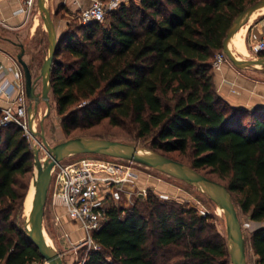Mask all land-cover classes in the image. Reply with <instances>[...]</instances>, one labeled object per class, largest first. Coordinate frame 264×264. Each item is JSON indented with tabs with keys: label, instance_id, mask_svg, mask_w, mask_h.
<instances>
[{
	"label": "trees",
	"instance_id": "obj_1",
	"mask_svg": "<svg viewBox=\"0 0 264 264\" xmlns=\"http://www.w3.org/2000/svg\"><path fill=\"white\" fill-rule=\"evenodd\" d=\"M257 1L130 0L108 10L102 23L68 24L50 88L64 134L101 121L129 123L150 148L221 182L243 214L264 223V111L231 106L213 82V61L229 28ZM33 162L22 129L0 128V263H43L11 220ZM147 203L108 207L92 234L99 248L83 264H230L226 241L210 232L208 216L152 196ZM249 242L256 263L264 264V226Z\"/></svg>",
	"mask_w": 264,
	"mask_h": 264
},
{
	"label": "rangeland",
	"instance_id": "obj_2",
	"mask_svg": "<svg viewBox=\"0 0 264 264\" xmlns=\"http://www.w3.org/2000/svg\"><path fill=\"white\" fill-rule=\"evenodd\" d=\"M34 1L35 4L31 9L25 34L22 37L25 48L23 58L30 66L33 77L39 74L40 67L48 51L46 27L37 8L36 0ZM58 1L59 0H45L47 7L51 10L55 30L59 36L66 30L68 24L81 25V23L78 13L69 12L65 8V5L63 8H59L60 4ZM128 1L130 0H124V3H128ZM56 11H58L57 14H55ZM105 24L106 22H104V25ZM248 49L250 52L245 59L256 58L257 55L253 54L249 47ZM36 90H41L40 82H38ZM49 103V112L47 111V106L44 101L39 103L34 126L37 131H40L41 127L43 128L45 138L51 146L72 137L90 136L120 140L152 149L150 148V140L137 138L133 126L129 123L114 127L109 125L107 121H101L89 129L71 131L70 135L66 136L61 126L64 116L57 113L56 103L51 91L49 92ZM79 106L80 105H76L71 109L76 110ZM26 137L30 144L31 151H33L32 145L35 141L29 134H27ZM39 140L41 142V139ZM82 155L84 154L73 156L63 161H73L82 157ZM89 155L100 159L117 161L122 165L123 172L120 176L123 178V181L113 185L112 190L114 194L108 198V207L116 206L125 210L133 207H139L140 209L148 204L147 199L149 196H152L168 204L183 206L184 208H194L198 214L208 216L206 220L212 225L210 232L226 241L225 220L221 211L214 202L200 193L195 187L134 162L97 154ZM40 157H43V160L46 158L45 149H41ZM35 173L36 169L33 163L32 171L25 179L28 185L26 196L33 182V178L35 177ZM26 196L22 199L20 198L18 214L11 219L18 228L22 229H24L29 212V207L25 204ZM238 214L247 241V264H257V256L253 253L249 239L251 233L256 228L264 226V223L252 221L248 215L243 214L239 209ZM43 227L45 236L50 239L52 246L61 254L65 264H83L87 252L90 249H95L93 243L83 240L81 229L67 217L65 209L61 205H54L52 203V192L50 187L45 205ZM226 259L230 262L229 256ZM179 260H182L181 257H179ZM0 264H4V262ZM29 264H45V262L43 260V263L33 262Z\"/></svg>",
	"mask_w": 264,
	"mask_h": 264
},
{
	"label": "water",
	"instance_id": "obj_3",
	"mask_svg": "<svg viewBox=\"0 0 264 264\" xmlns=\"http://www.w3.org/2000/svg\"><path fill=\"white\" fill-rule=\"evenodd\" d=\"M37 8L46 27L48 51L39 74L33 77L30 66L24 60V45L19 43L16 60L22 68L27 104V124L31 138L36 141L32 145L34 167L36 169V193L29 206L28 217L25 221L24 234L28 241L38 250L41 258L48 264H65L61 254L48 243L44 234L43 219L48 190L51 181L52 168L55 164L81 154H97L134 162L195 187L207 196L221 211L226 227V244L230 264H247L246 238L239 219L238 208L233 201L228 188L197 169L176 159L163 155L153 149L144 148L133 143L108 138L77 136L66 139L55 145L48 144L44 130L37 131L34 126L39 103L44 101L47 111L50 110L49 92L51 88V70L60 35H57L51 10L45 0H36ZM264 7V0H258L239 13L229 28L223 40L222 52L232 64L238 68H249L257 65L264 66V57L240 59L229 47L230 39L246 24L250 15ZM40 82L41 90L36 86ZM41 139V142L39 141ZM38 143L40 145H38ZM41 145H44L46 158L40 159Z\"/></svg>",
	"mask_w": 264,
	"mask_h": 264
},
{
	"label": "built area",
	"instance_id": "obj_4",
	"mask_svg": "<svg viewBox=\"0 0 264 264\" xmlns=\"http://www.w3.org/2000/svg\"><path fill=\"white\" fill-rule=\"evenodd\" d=\"M81 0H74L79 3ZM86 5L79 6L81 24L91 22L102 23L108 10L117 8L124 0H86ZM34 0H23L18 11L29 15ZM253 54L264 51V36L258 38L250 47ZM227 60L223 52L216 54L213 68L218 70ZM0 93L8 99V106L2 108L0 128L15 124L25 135L30 133L27 124V104L23 72L18 70L12 82L0 84ZM114 158V157H113ZM123 169L117 161H110L84 154L73 161H61L52 168L50 188L52 203L61 205L67 217L76 223L83 233V240L93 243L95 249L99 245L92 240V234L106 220L108 198L112 196V187L123 178Z\"/></svg>",
	"mask_w": 264,
	"mask_h": 264
},
{
	"label": "crops",
	"instance_id": "obj_5",
	"mask_svg": "<svg viewBox=\"0 0 264 264\" xmlns=\"http://www.w3.org/2000/svg\"><path fill=\"white\" fill-rule=\"evenodd\" d=\"M22 1L0 0V84L12 82L15 73L18 70L22 71L16 55L20 50L18 44H23L22 37L30 17V14L26 15L18 11ZM58 2L73 13H78L80 5L87 4L86 0H81L79 3L74 0H59ZM263 9L264 7L254 11L250 15L252 19L250 20L249 17L246 24L241 27H244L245 52L239 51L233 45L234 36L230 39L229 47L236 57L245 59L250 52L248 47L250 48L258 38L264 36ZM213 82L217 94L231 106L264 111V66L238 68L226 60L221 64L220 69L213 70ZM8 104L9 99L0 93V110Z\"/></svg>",
	"mask_w": 264,
	"mask_h": 264
},
{
	"label": "bare ground",
	"instance_id": "obj_6",
	"mask_svg": "<svg viewBox=\"0 0 264 264\" xmlns=\"http://www.w3.org/2000/svg\"><path fill=\"white\" fill-rule=\"evenodd\" d=\"M252 18L250 17V20H251ZM244 28V27H243ZM243 28H241L235 35H234V37H233V45L236 47V48H238V50L239 51H244L245 52V50H244V44H243ZM231 41V40H230ZM230 45V44H229ZM35 122H36V120H35ZM35 124V123H34ZM40 141V140H39ZM35 143H36V141H35ZM38 145H40L39 143H38ZM41 149L42 150H44V145H41ZM40 159L42 160V162H43V157H40ZM35 193H36V180H35V177L33 178V182H32V184H31V186H30V189H29V191H28V193H27V196H26V200H25V204H26V206H30L31 205V202L33 201V199H34V197H35ZM32 195V196H31ZM46 239H47V241H48V243H50L51 244V242H50V239L48 238V237H46ZM45 264H48L47 262H45Z\"/></svg>",
	"mask_w": 264,
	"mask_h": 264
}]
</instances>
